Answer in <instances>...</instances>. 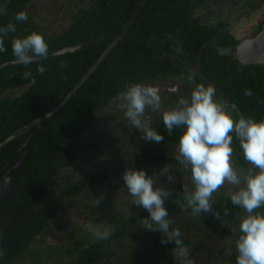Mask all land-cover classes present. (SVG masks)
<instances>
[{
  "label": "flooded vegetation",
  "instance_id": "af4514ba",
  "mask_svg": "<svg viewBox=\"0 0 264 264\" xmlns=\"http://www.w3.org/2000/svg\"><path fill=\"white\" fill-rule=\"evenodd\" d=\"M159 5L165 8L169 5V12H160ZM24 11L28 13V21L20 22L17 26L21 28L10 33L6 41L37 31L44 35L49 55L95 42L80 52L83 58L87 56L85 52L99 55L96 60L79 66L91 64L89 71L108 51L105 61L114 53L138 51L160 40L165 49L156 45L159 49L152 53L151 62H163V66L158 64L154 71L149 69L148 75L136 83L158 87L165 110L174 106L179 97L190 96L196 84H204L216 89L217 100L234 105L246 116L236 100L239 93L224 86L227 82L224 76L232 70L246 76L248 66L240 61L239 50L263 31L264 0H30ZM155 22H158L157 32L151 33ZM131 38L142 41L139 49L128 45ZM59 58L63 59L62 67L71 69L67 77L68 83L73 82L71 76L79 72L75 58L67 54L54 59ZM49 60L42 61L46 66L44 74L33 72L44 77L53 68ZM22 70H16L15 74L27 72ZM15 74L0 79V118L4 113L2 107L16 111L18 100L35 99L36 93L31 92L34 86L40 87L38 99L41 100L61 98L63 102L68 97L52 87L55 84L50 81L27 84L23 78V85L19 86ZM190 76L192 80L188 79ZM27 86L29 92L21 93L24 95L19 98L18 91ZM174 87L176 92L171 91ZM110 89L106 98L92 100L98 102H88L79 108V116L73 119L72 132L66 138L72 142L69 159L59 167L51 190L34 206L39 230L32 235L30 247L13 264H235V221L242 210L231 204L222 188L215 194L213 203V210L220 212L219 220L211 213L193 214L186 207L182 188L183 184H191L190 173L175 159L181 130L174 129L169 135L159 113L150 112L151 127L164 140L157 143L142 139L124 113L110 103L124 87ZM243 95L246 97L245 92ZM57 106L49 105L43 116L23 128L13 131L14 126L6 125L0 129L1 181L32 144L31 156L46 123L58 113L43 125L31 127L19 137L17 134ZM51 134L57 137L54 130ZM233 147L237 166L246 167L238 141H233ZM164 165L169 172L159 175ZM132 167L144 169L154 177L156 186L171 192L165 200L170 227L180 229L187 256L173 251L174 243L162 244L160 233L143 229L140 219L149 214L132 204L121 178L124 170ZM167 175L173 181H168ZM90 225L110 228L111 237L97 241L89 230Z\"/></svg>",
  "mask_w": 264,
  "mask_h": 264
},
{
  "label": "clouds",
  "instance_id": "9594fccd",
  "mask_svg": "<svg viewBox=\"0 0 264 264\" xmlns=\"http://www.w3.org/2000/svg\"><path fill=\"white\" fill-rule=\"evenodd\" d=\"M5 11L0 5V15ZM14 19L17 23L27 22L28 13L21 10ZM16 32L13 22L0 25V53L7 51L5 41L10 33ZM11 50L14 63L25 67L36 63V71L45 73L46 66L42 61L49 56V45L42 33L32 31L12 37ZM24 75L29 78L32 73L28 71ZM188 79L192 80V77ZM32 83H35L34 79ZM171 91L177 89L174 87ZM245 94L251 95V91L246 90ZM110 103L124 113L146 141L159 143L164 140V136L151 127L150 112L159 113L169 135L174 129L181 130L175 159L185 172L190 173L191 184L182 185L186 207L197 216L211 213L219 220L220 212L213 210V203L215 194L223 188L231 204L242 210L235 221V264H264V119L244 116L234 105L217 100L216 89L204 84H196L190 96L179 97L175 105L166 110L158 87L136 82L125 85ZM234 140L238 141L246 167L236 164ZM168 172L169 168L164 165L158 174ZM121 178L132 204L149 214L140 219L143 229L160 233L162 244L174 243L173 251L187 256L181 231L170 227L169 212L165 207L171 192L156 186L154 177L144 169L126 168ZM166 179L171 182L174 178L167 175ZM89 230L97 241H107L112 235L110 228L90 225Z\"/></svg>",
  "mask_w": 264,
  "mask_h": 264
},
{
  "label": "trees",
  "instance_id": "16d2710c",
  "mask_svg": "<svg viewBox=\"0 0 264 264\" xmlns=\"http://www.w3.org/2000/svg\"><path fill=\"white\" fill-rule=\"evenodd\" d=\"M29 2L30 0H0V5L6 10L3 15H0V25L13 22L18 27L17 25L20 22L17 23L15 21V14L21 10L24 11ZM169 7V5L166 8L165 5H159V11L167 13L169 12ZM157 23L155 22L153 26L154 30L151 29V33L157 32ZM20 28L21 26L19 25L18 29ZM129 41L128 45L134 49L136 46H139L137 48L139 49L142 45V41L137 38H131ZM156 45L160 49H165V45L161 44L160 40H157L154 45L142 47L138 51L114 53L113 57L104 61V64H101V68L88 79L72 101L46 123L44 132L39 137L35 149L29 157L24 171L20 175L0 218V264H13L20 253L30 247L32 235L39 230L34 206L41 197L51 190L53 178L56 176L59 167L64 166L65 162L69 159L72 142L71 140L69 142L66 141V138L72 132V126H74L72 124L73 119L79 116V108H83L88 102H98L92 100L106 98V95L111 90L110 87H125L130 82H136L141 78H145L148 75L149 69L154 71L156 66H163L161 64L163 62L161 61H158L161 63L154 64L151 62L153 61L151 58L152 53L159 49ZM5 47L7 51L0 53V79L11 77L17 72L16 70L21 68L27 72L30 71L32 76L25 78L24 73L21 75L15 74V79L20 82L19 86L23 85V78H25L24 82H27V84L31 83L33 79L39 85L41 84L40 81H50L52 84H55L52 87L58 88L64 96H69L77 87L81 79H83V75L90 71L88 69L91 64L83 68H79V66L83 63L88 64L92 62V59L96 60V56H99L97 54L96 56H92L93 54L85 52L84 54L87 56L83 58L81 57L83 54L80 52H84L85 50L78 52V54L75 53L77 55L71 54L75 58V66L79 72L72 75L73 82L68 83L69 79L67 76L72 71L71 69H67V66L62 67L60 65L63 62L62 58L54 59L57 57H51L48 63H52L53 68H49L44 77L42 75L37 76L33 72L37 69V64L25 67L23 65L16 66L13 63L15 58L12 55L11 40L5 41ZM152 49L154 50L151 52L150 50ZM78 55L80 57H77ZM224 80L227 81L226 85H224L227 89H236L239 93V97L236 100L239 108L246 113V116H251L257 120L264 119V67L248 66L246 67V76L238 73L236 70H232L224 76ZM39 88L38 86H34L31 90V92L36 93L35 99L31 97L28 99L22 98L15 102L17 103L16 111H7L6 107H2L4 113L1 114L0 129L6 125L14 126L13 131L23 128L25 125L43 116V112L49 105L57 106L62 102L61 98L38 99L40 94ZM245 89L250 90L251 95H246L245 97L243 95ZM27 90H29V86H27ZM19 92L21 91H18L17 95ZM50 92L54 93L53 90ZM24 94H19V98ZM55 95L59 96L60 94L56 93ZM52 130H54L57 137L51 134ZM2 152L3 150H0V153Z\"/></svg>",
  "mask_w": 264,
  "mask_h": 264
},
{
  "label": "water",
  "instance_id": "95a60500",
  "mask_svg": "<svg viewBox=\"0 0 264 264\" xmlns=\"http://www.w3.org/2000/svg\"><path fill=\"white\" fill-rule=\"evenodd\" d=\"M95 42L85 43L78 47L67 48L58 53H54L48 56V59L51 57H59L67 54H75L80 51H84L87 48L91 47ZM240 61L246 66H263L264 67V29L261 33H258L255 37L249 39L246 42V45L243 46L240 50ZM109 51L104 54L90 69V71L83 77L81 82L77 85V87L70 93V95L61 102L57 107H55L50 113L39 119L37 122L32 123L31 125L22 129L16 137L21 136L23 133H26L31 127H36L37 125H43L46 121H48L51 117L55 116L58 112H60L67 104L76 96L77 92L81 89V87L86 84L88 79H90L93 74L100 68L101 64L106 60ZM44 61V60H43ZM14 63V62H13ZM17 64V63H14ZM26 89L19 92V94L24 93ZM32 150V144L29 145L27 149V153L13 166L11 171L8 173L6 178L0 182V218L4 211L5 205L7 204L13 189L20 177L23 173L24 168L27 164L29 154Z\"/></svg>",
  "mask_w": 264,
  "mask_h": 264
}]
</instances>
